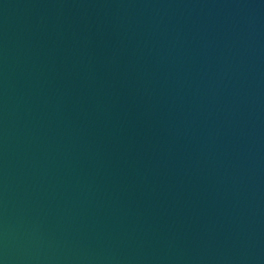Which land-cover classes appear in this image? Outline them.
I'll list each match as a JSON object with an SVG mask.
<instances>
[{
	"label": "water",
	"instance_id": "water-1",
	"mask_svg": "<svg viewBox=\"0 0 264 264\" xmlns=\"http://www.w3.org/2000/svg\"><path fill=\"white\" fill-rule=\"evenodd\" d=\"M0 264H264V0H0Z\"/></svg>",
	"mask_w": 264,
	"mask_h": 264
}]
</instances>
